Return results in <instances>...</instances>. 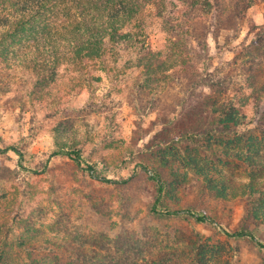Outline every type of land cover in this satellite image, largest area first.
I'll use <instances>...</instances> for the list:
<instances>
[{"label":"rangeland","instance_id":"1","mask_svg":"<svg viewBox=\"0 0 264 264\" xmlns=\"http://www.w3.org/2000/svg\"><path fill=\"white\" fill-rule=\"evenodd\" d=\"M197 2L115 25L126 39L52 77L31 48L2 54L0 147L47 167L0 153V264H264L221 231L264 241V0ZM62 146L93 170L49 158ZM155 173L178 214L152 211Z\"/></svg>","mask_w":264,"mask_h":264},{"label":"trees","instance_id":"2","mask_svg":"<svg viewBox=\"0 0 264 264\" xmlns=\"http://www.w3.org/2000/svg\"><path fill=\"white\" fill-rule=\"evenodd\" d=\"M252 1L249 0L250 3ZM167 4L174 7L179 5L175 9L185 8L186 11L188 9L191 11L198 2L197 0H0V61H4L2 54H19L31 48V56H33L31 61L37 63L33 65L37 70L31 74H39L42 68L51 70L54 67L52 71L46 72L52 77V74L58 73L67 62L73 63L74 56L76 55L77 59L80 52L90 49L91 54H95V48L103 50V47L106 48L117 35L126 39L124 36L127 33L119 35L115 25L119 26V23L127 22L140 26L144 17L158 18L167 12ZM22 64L26 65L25 62ZM8 68L11 73L7 76L12 77L14 66L10 65ZM43 78L48 77L42 76L40 80ZM5 152H13L17 156L18 167L29 173L40 174L47 167L45 164L38 170L24 165L21 151L12 145L0 147V153ZM53 157H66L83 170H93V165L76 148L59 147L50 153L49 158ZM151 178L156 182V197L151 207L152 211L163 216L178 214L177 210L156 206L165 185L158 173L153 174ZM186 214L197 222L212 221L211 217L204 213L190 209L186 210ZM221 228L223 234L229 237L252 240L254 245L264 252V241L258 239L251 231L245 229L229 231Z\"/></svg>","mask_w":264,"mask_h":264}]
</instances>
